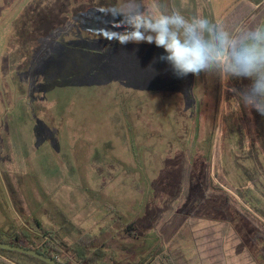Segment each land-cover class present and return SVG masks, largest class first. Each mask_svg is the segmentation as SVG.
Segmentation results:
<instances>
[{
	"label": "rangeland",
	"instance_id": "374dc122",
	"mask_svg": "<svg viewBox=\"0 0 264 264\" xmlns=\"http://www.w3.org/2000/svg\"><path fill=\"white\" fill-rule=\"evenodd\" d=\"M242 1L264 2L168 0L213 22ZM116 2L0 0V233L61 249L89 234L100 264H170L177 249L264 264V116L240 99L248 81L178 78L162 48L107 39L132 30L98 18Z\"/></svg>",
	"mask_w": 264,
	"mask_h": 264
},
{
	"label": "clouds",
	"instance_id": "9594fccd",
	"mask_svg": "<svg viewBox=\"0 0 264 264\" xmlns=\"http://www.w3.org/2000/svg\"><path fill=\"white\" fill-rule=\"evenodd\" d=\"M100 17L129 18L132 30L121 36L100 31L120 45L154 44L164 50L159 59L175 76L209 73L221 79L247 80L239 90L241 101L264 116V23L228 27L203 15L186 17L168 0H117L99 9Z\"/></svg>",
	"mask_w": 264,
	"mask_h": 264
},
{
	"label": "trees",
	"instance_id": "16d2710c",
	"mask_svg": "<svg viewBox=\"0 0 264 264\" xmlns=\"http://www.w3.org/2000/svg\"><path fill=\"white\" fill-rule=\"evenodd\" d=\"M71 0H60L61 6H67ZM228 27L240 26L249 27L264 23V2L253 5L250 2L242 1L237 3L233 10L221 22ZM39 236L40 243L34 242L33 235L28 229H12L0 233V242L9 243L14 246H21L34 249L41 254L54 258L64 264H100L107 256L104 247H95L94 237L87 234L76 243L66 249H61L54 242V237L47 235ZM65 252H64V251ZM179 258V262L177 259ZM112 260H114L112 258ZM170 264H191L183 249H177L170 253L168 258ZM0 264H45L44 262L26 254H20L10 250L0 249ZM118 264V263H116Z\"/></svg>",
	"mask_w": 264,
	"mask_h": 264
},
{
	"label": "water",
	"instance_id": "95a60500",
	"mask_svg": "<svg viewBox=\"0 0 264 264\" xmlns=\"http://www.w3.org/2000/svg\"><path fill=\"white\" fill-rule=\"evenodd\" d=\"M0 249L10 250V251H14V252H17L20 254L29 255L31 257H34V258L44 262L45 264H64V263H62V262H60L54 258L48 257L44 254H41L34 249H28V248H24L21 246H14V245H11L9 243H1L0 242Z\"/></svg>",
	"mask_w": 264,
	"mask_h": 264
},
{
	"label": "crops",
	"instance_id": "0c3cea01",
	"mask_svg": "<svg viewBox=\"0 0 264 264\" xmlns=\"http://www.w3.org/2000/svg\"><path fill=\"white\" fill-rule=\"evenodd\" d=\"M254 5V4H253ZM255 5H257V4H255Z\"/></svg>",
	"mask_w": 264,
	"mask_h": 264
}]
</instances>
